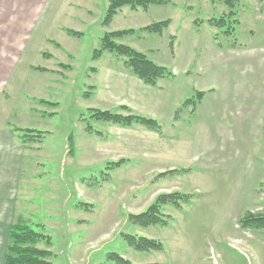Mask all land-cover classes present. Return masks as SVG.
Here are the masks:
<instances>
[{"label":"rangeland","instance_id":"374dc122","mask_svg":"<svg viewBox=\"0 0 264 264\" xmlns=\"http://www.w3.org/2000/svg\"><path fill=\"white\" fill-rule=\"evenodd\" d=\"M107 5L0 0V139L11 133L20 174L15 202L0 205V264L5 225L15 222L42 225L51 244L38 246L51 251L50 264H114L111 252L133 264H257L253 250L228 240L264 213L256 196L264 182V0H238L237 22L223 26L208 22L228 10L219 1L124 6L104 25ZM164 19L160 34L140 29ZM129 28L116 41L172 76L151 85L115 52L92 57L105 32ZM196 91L201 100L183 104ZM89 108L130 111L161 129L95 120ZM5 170L0 161V191ZM171 192L190 200L162 205L165 225L130 222ZM124 234L162 249L139 251Z\"/></svg>","mask_w":264,"mask_h":264},{"label":"trees","instance_id":"16d2710c","mask_svg":"<svg viewBox=\"0 0 264 264\" xmlns=\"http://www.w3.org/2000/svg\"><path fill=\"white\" fill-rule=\"evenodd\" d=\"M216 1L223 2L228 10L223 12L217 18L210 17L208 22L214 26H223L226 20L237 22V19L234 18V16L236 15L235 8L238 4V0H211V2ZM169 2L170 0H108L106 13L102 23L104 25H108L111 22L113 16L124 6H128L132 9L137 7L146 9L150 5H164ZM168 25L169 20L164 19L144 25L140 29L143 31L160 34ZM66 30L74 35L79 33L72 29ZM134 31V29L129 28L105 32L101 37L100 47L94 49L92 57L98 58L104 51L115 52L118 56L124 58V65L128 67L134 75H136L145 83L151 85H155L159 78L172 76V73L167 69V67L155 63L149 57H147L145 53L133 48L130 45L116 41V38L129 33H134ZM227 32L230 33L231 31L227 29ZM169 46L172 49L173 36L170 39ZM194 96L195 98L192 97L186 99L183 104L194 103V100L196 102V99L200 101L203 96V92L196 91ZM88 110L90 111V117L95 120L108 121L123 126H129L132 123H139L155 131H160L161 129L159 123L155 119L134 114L130 111L127 114H121L97 108H89ZM87 129L88 131H91V127L89 125L87 126ZM12 130L17 134L23 131L25 135L33 136L32 138H34V136L36 137V134L38 135L41 133L40 131L36 132L30 129H22L18 127H13ZM32 133L36 134L34 135ZM70 138L71 136L68 137V139ZM122 162V159L115 162H110L109 167H118ZM170 171L172 170H169V172ZM179 199L184 202H188L190 200V196L187 194H180L178 192L159 194L144 211L138 214H130V222L144 227L154 224L165 225L166 219L161 213V206L167 203H172L179 206ZM82 205L86 208L87 204L82 203ZM247 216H249V214H247ZM255 220H259L258 222H264L263 217H247V219L244 221L245 226H248ZM41 227L42 225H37L34 227L27 223L20 222L11 224L8 228V244L3 255V264H50L48 258L51 255V251L47 248L38 246L41 241L45 242L47 245L51 244V237L47 234H44L41 231ZM124 237L130 245L139 251L162 249L160 242L146 238L145 236L124 234ZM108 257L113 261L114 264H133L129 260L114 252L109 253Z\"/></svg>","mask_w":264,"mask_h":264},{"label":"crops","instance_id":"0c3cea01","mask_svg":"<svg viewBox=\"0 0 264 264\" xmlns=\"http://www.w3.org/2000/svg\"><path fill=\"white\" fill-rule=\"evenodd\" d=\"M11 136H12L11 133L8 132L4 134L2 139H0V161L1 163L5 164V169H6L5 174L2 177V180L5 183V185L2 187V190L0 191V205L2 203H6L10 201L15 202L14 196L15 195L17 196V192L20 190L19 189L20 174L17 172L15 173L13 171V168L17 169V167L19 166H18V157L16 156L17 154L14 152L15 146H13V141ZM1 151H4L3 154L1 153ZM14 165L17 167H15ZM263 186H264V182H263ZM263 186L260 187V189H258L261 193H257L256 196H259L257 202L258 205L257 208L261 207L262 211L264 212V198L262 199V195H264ZM1 208H3L2 205ZM248 211L249 209L247 208L245 212ZM1 212L2 211H0V213ZM244 214L245 213L240 214L239 216L241 215L243 216ZM0 217H4V216L0 214ZM260 217L264 218V213L261 214ZM258 221L259 220L257 221L255 220L248 226H242L238 230V232L231 234L229 236L230 239L228 240V244L231 248L235 247V249H237L240 252H242L241 248H247L249 250H253L256 254L257 264H264V222L263 221L258 222ZM10 225L11 223L5 225V229H4L5 232L3 235L5 242H7L8 240L7 233ZM235 244H238V246Z\"/></svg>","mask_w":264,"mask_h":264}]
</instances>
